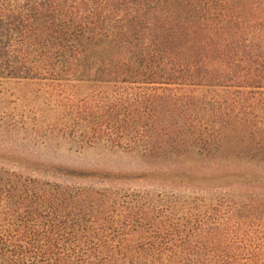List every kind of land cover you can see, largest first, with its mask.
<instances>
[{"label": "trees", "instance_id": "16d2710c", "mask_svg": "<svg viewBox=\"0 0 264 264\" xmlns=\"http://www.w3.org/2000/svg\"><path fill=\"white\" fill-rule=\"evenodd\" d=\"M19 69L68 79L89 144L264 163V0H0V77ZM38 175L0 167V264H264V183L207 202L176 180Z\"/></svg>", "mask_w": 264, "mask_h": 264}, {"label": "rangeland", "instance_id": "374dc122", "mask_svg": "<svg viewBox=\"0 0 264 264\" xmlns=\"http://www.w3.org/2000/svg\"><path fill=\"white\" fill-rule=\"evenodd\" d=\"M13 55L12 52L9 57L12 65L20 61ZM21 73L19 69L0 77V167L27 170L37 176L39 172L46 178L63 181H117L131 190H140L142 185L161 190L160 184L182 181L195 188L189 191L204 196L207 202L214 201L220 193L237 194L240 185L234 184L236 180L264 183V163L259 161L258 154L253 157L255 152L249 149L246 152L253 159L245 153L244 159L232 155L211 160L189 155L144 160L140 152L101 142L89 144L80 128L74 133L69 127L73 115L68 111V79L60 83L44 79L38 83L36 79L23 78ZM63 76L68 78V73ZM96 86L108 88L93 83H78L76 88L85 96L98 89ZM219 161L231 163L230 168L213 173ZM170 167H177L175 173ZM244 168L248 173L239 174L238 170Z\"/></svg>", "mask_w": 264, "mask_h": 264}]
</instances>
